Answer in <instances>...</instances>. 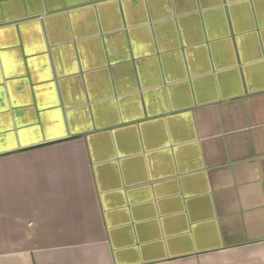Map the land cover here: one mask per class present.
I'll return each instance as SVG.
<instances>
[{
    "label": "crops",
    "instance_id": "0c3cea01",
    "mask_svg": "<svg viewBox=\"0 0 264 264\" xmlns=\"http://www.w3.org/2000/svg\"><path fill=\"white\" fill-rule=\"evenodd\" d=\"M0 264H264V0H0Z\"/></svg>",
    "mask_w": 264,
    "mask_h": 264
}]
</instances>
